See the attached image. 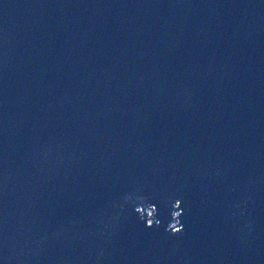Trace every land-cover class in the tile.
<instances>
[{
    "label": "water",
    "instance_id": "water-1",
    "mask_svg": "<svg viewBox=\"0 0 264 264\" xmlns=\"http://www.w3.org/2000/svg\"><path fill=\"white\" fill-rule=\"evenodd\" d=\"M0 264H264V0H0Z\"/></svg>",
    "mask_w": 264,
    "mask_h": 264
},
{
    "label": "clouds",
    "instance_id": "clouds-1",
    "mask_svg": "<svg viewBox=\"0 0 264 264\" xmlns=\"http://www.w3.org/2000/svg\"><path fill=\"white\" fill-rule=\"evenodd\" d=\"M179 231V230H178Z\"/></svg>",
    "mask_w": 264,
    "mask_h": 264
}]
</instances>
